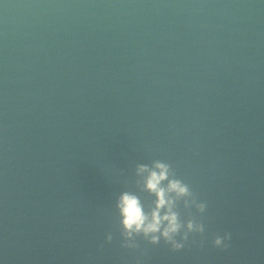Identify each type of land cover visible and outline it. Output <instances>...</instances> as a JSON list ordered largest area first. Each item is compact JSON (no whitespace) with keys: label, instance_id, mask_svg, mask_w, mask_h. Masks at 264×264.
<instances>
[{"label":"water","instance_id":"water-1","mask_svg":"<svg viewBox=\"0 0 264 264\" xmlns=\"http://www.w3.org/2000/svg\"><path fill=\"white\" fill-rule=\"evenodd\" d=\"M154 160L207 204L179 251L121 246ZM0 264H264V0H0Z\"/></svg>","mask_w":264,"mask_h":264},{"label":"clouds","instance_id":"clouds-1","mask_svg":"<svg viewBox=\"0 0 264 264\" xmlns=\"http://www.w3.org/2000/svg\"><path fill=\"white\" fill-rule=\"evenodd\" d=\"M136 176L140 177L136 191L121 192L115 203L123 248L136 249V237H143L152 245L163 240L173 251H179L189 241L190 234L203 235V217L194 215L192 209L203 214L207 204L199 201L190 185L177 177L169 163L154 160L151 165L138 164ZM144 193L151 197L147 202L142 198ZM181 208L186 217L182 216ZM106 239L111 242L113 237L108 234ZM228 240V233L217 235L213 244L227 248Z\"/></svg>","mask_w":264,"mask_h":264}]
</instances>
